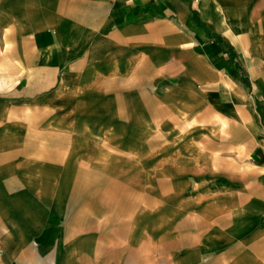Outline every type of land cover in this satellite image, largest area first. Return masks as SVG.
I'll return each mask as SVG.
<instances>
[{
  "label": "crops",
  "instance_id": "obj_1",
  "mask_svg": "<svg viewBox=\"0 0 264 264\" xmlns=\"http://www.w3.org/2000/svg\"><path fill=\"white\" fill-rule=\"evenodd\" d=\"M0 264H264V0H0Z\"/></svg>",
  "mask_w": 264,
  "mask_h": 264
}]
</instances>
